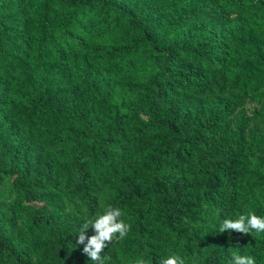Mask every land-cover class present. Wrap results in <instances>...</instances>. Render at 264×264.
<instances>
[{
    "label": "trees",
    "instance_id": "1",
    "mask_svg": "<svg viewBox=\"0 0 264 264\" xmlns=\"http://www.w3.org/2000/svg\"><path fill=\"white\" fill-rule=\"evenodd\" d=\"M264 264V0H0V264ZM85 234H94L92 228Z\"/></svg>",
    "mask_w": 264,
    "mask_h": 264
},
{
    "label": "clouds",
    "instance_id": "2",
    "mask_svg": "<svg viewBox=\"0 0 264 264\" xmlns=\"http://www.w3.org/2000/svg\"><path fill=\"white\" fill-rule=\"evenodd\" d=\"M124 215L118 207L105 208L103 213H97L93 218L86 219L79 230L78 244L84 245L83 252L90 258L93 264H106L107 257L103 255L105 249L114 242L123 241L131 230V225L121 217ZM92 228L94 234L90 237L85 230ZM238 232L252 234L254 237L264 234V216L255 212L239 215L236 219H224L219 227V232ZM134 264H150L143 257L134 261ZM159 264H189V261L178 253H170L162 257ZM195 264V260L191 262ZM231 264H256L254 257L232 252Z\"/></svg>",
    "mask_w": 264,
    "mask_h": 264
}]
</instances>
